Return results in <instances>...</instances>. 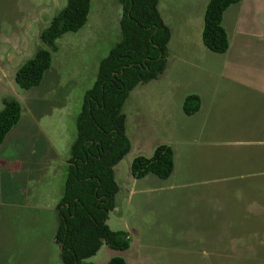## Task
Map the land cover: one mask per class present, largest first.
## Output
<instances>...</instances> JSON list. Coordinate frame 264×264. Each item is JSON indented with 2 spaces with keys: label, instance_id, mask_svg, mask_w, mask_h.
Returning a JSON list of instances; mask_svg holds the SVG:
<instances>
[{
  "label": "rangeland",
  "instance_id": "374dc122",
  "mask_svg": "<svg viewBox=\"0 0 264 264\" xmlns=\"http://www.w3.org/2000/svg\"><path fill=\"white\" fill-rule=\"evenodd\" d=\"M163 2L169 8L172 0H160L159 10L174 26L178 20ZM64 4L0 0V107L6 97L18 99L22 106L20 119L0 145V264L60 263L56 204L76 136V116L100 58L120 38L119 0H91L84 25L56 39L41 82L20 88L13 79L15 71L42 45V30ZM201 76L200 69L191 66L187 83L176 88L181 93L201 90ZM172 87L168 76L139 83L123 104L131 149L115 165L119 190L106 222L112 230L126 232L130 246L117 251L103 245L85 262L104 264L121 256L126 264H264V160L256 164L251 159L252 150L263 151L264 143L236 142L264 140V134L239 126L240 118L237 122L232 111L223 125L227 137L207 135L201 120L192 123L188 144L177 152L173 175H131L129 162L138 152V140L152 144L168 139L175 146L179 135L168 126L135 131L131 121L140 104L150 110L154 122L166 116L160 109L167 105L142 96L138 89ZM263 154L259 152V158Z\"/></svg>",
  "mask_w": 264,
  "mask_h": 264
},
{
  "label": "trees",
  "instance_id": "16d2710c",
  "mask_svg": "<svg viewBox=\"0 0 264 264\" xmlns=\"http://www.w3.org/2000/svg\"><path fill=\"white\" fill-rule=\"evenodd\" d=\"M239 0H208L203 13L202 40L211 51L228 48V34L222 25L225 9ZM91 0H65L40 35L42 45L14 73L23 89L38 85L51 63L55 41L63 33L76 31L87 20ZM120 38L100 58L95 78L84 92L76 116V136L66 161L62 195L56 204L58 225L55 242L60 247L59 264L85 262L105 245L117 251L129 248L126 232L107 224L119 190L114 166L130 150L126 115L122 110L129 92L139 83L160 77L167 66V43L171 29L158 9V0H119ZM200 96L187 94L182 103L186 114L200 107ZM18 99L6 97L0 107V145L21 116ZM174 168V151L158 143L149 156L138 154L130 162L134 178L151 173L167 178ZM104 264H126L113 256Z\"/></svg>",
  "mask_w": 264,
  "mask_h": 264
},
{
  "label": "crops",
  "instance_id": "0c3cea01",
  "mask_svg": "<svg viewBox=\"0 0 264 264\" xmlns=\"http://www.w3.org/2000/svg\"><path fill=\"white\" fill-rule=\"evenodd\" d=\"M207 2L208 0H172L169 8V4L163 2L164 9H170L178 23L172 26L164 20L171 29V36L167 43V66L157 81L168 76L173 87L171 91L165 88H142L138 92L142 96H153L159 102H165L167 105L160 111L166 112V116L158 117L156 123L152 121L150 110L147 108L145 111L144 105L140 104V111L134 114L131 121L135 131L140 133L159 126L179 131V135L175 136V146L168 139L169 142H166L174 151V168L170 175L176 172L177 152L188 144L187 133L193 122L201 120V127L208 129L207 135L227 137V128L223 125L228 112L232 111L237 122L240 118L239 126L245 124L246 128L254 130V135L264 134V123H259L264 122V114H255L264 110V0H239L225 9L222 25L228 34L229 44L223 53L211 51L202 40L203 13ZM159 3L160 0L158 9ZM191 66L202 72L201 90L181 93L176 87L181 88L187 83L186 77ZM189 93L199 95L201 100L199 109L193 114H186L182 108L183 99ZM176 95L177 99L173 100ZM128 110L130 113V109ZM236 142L259 144L264 143V140L255 137L250 141ZM157 144H150L147 139L138 140L136 155L145 150L144 155L149 156ZM259 152L264 153V149L252 150L251 159L256 164L260 159L264 160V154L259 158ZM154 181L151 177L150 182Z\"/></svg>",
  "mask_w": 264,
  "mask_h": 264
}]
</instances>
